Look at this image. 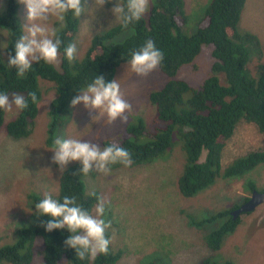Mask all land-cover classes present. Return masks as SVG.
<instances>
[{"label":"trees","instance_id":"16d2710c","mask_svg":"<svg viewBox=\"0 0 264 264\" xmlns=\"http://www.w3.org/2000/svg\"><path fill=\"white\" fill-rule=\"evenodd\" d=\"M189 1L155 0L148 19L143 16L127 29L118 25L95 36L85 57L71 63L64 55V46L75 43L80 19L68 12L65 27L58 31L63 41L59 54L60 67L41 60L39 63L34 62L24 77L18 78L16 69L9 68L7 60L9 53L15 54V43L25 33V28L20 17V3L18 0H7V10L5 14H0V29L9 33L5 58L0 52V92L25 95L29 107L19 110L18 116L8 123L7 113L8 117H13L16 114L14 111L18 109L14 106L11 112L0 109V134L5 131L15 140L29 138L34 133L40 110L39 105L31 102L28 93L36 92L41 103L44 93L40 79L52 82L57 96L48 112L51 123L46 143L50 151L46 148L45 151L53 157L51 150L57 132L65 126L71 114V100L96 76H103L106 82L115 80L117 69L131 58L130 52L138 50L148 39H152L163 53V61L158 67L167 76L165 84L150 95V102L156 109L153 118L156 128L148 131L143 120L129 127V137L118 144L128 150L133 163L130 167L117 163L109 165V168L132 171L137 166L151 164L180 144L186 154V164L178 178V188L182 196L191 198L213 185L218 178L230 179L264 165L262 150L238 158L224 169L222 167L226 142L234 137L242 120L255 125L258 132L264 134V64H259L256 74L247 68L251 50L262 55V43L257 35L241 34L239 31L248 0H211L202 11L193 12L197 20L190 16ZM205 45L213 46L215 62L210 76L202 81V85L199 84V88H194L182 75L183 68L195 64ZM221 75H224V80ZM109 144L111 142L106 141L103 145ZM80 167V163L75 162L64 170L59 179L58 195L53 198L62 202L65 196H75L77 204L93 215L98 197L103 196L97 191L87 192L83 181L87 175L79 172ZM88 175L95 177V170ZM248 187L255 190L252 182L248 183ZM30 198L36 204L44 196L33 192ZM250 199L247 198L244 203ZM239 207L194 223L201 227L220 218L228 219L220 229L206 236L211 254L200 264H216L215 255L221 249L225 237L235 232L242 223L241 217L235 221L230 217V213ZM49 219L48 216L35 213L32 220L35 227L19 226L15 233L16 242L0 248V264H31L39 238L44 244L45 264H59L62 259L69 260L70 264H90L91 258L79 260L75 250L65 246L64 241L71 235L67 229L47 232L41 226ZM106 235L111 241L109 229ZM122 256L123 252L112 251L110 243L108 253L98 254L94 264H117ZM152 264H156V260ZM225 264L232 263L228 261Z\"/></svg>","mask_w":264,"mask_h":264},{"label":"rangeland","instance_id":"374dc122","mask_svg":"<svg viewBox=\"0 0 264 264\" xmlns=\"http://www.w3.org/2000/svg\"><path fill=\"white\" fill-rule=\"evenodd\" d=\"M210 1L190 0L188 9L191 18L197 20L193 12L202 11ZM115 3L116 0H110L104 7L97 8L95 0H82L85 13L79 18L75 60L81 61L85 57L95 36L119 24L111 12ZM154 3L155 0H149L148 11L144 15L147 19ZM6 10L7 0H0V14H5ZM243 12L239 24L240 33L255 34L262 43V55L251 50L247 67L252 74H256L259 64H264V0H248ZM20 17L24 26H30L26 19V6L23 4H20ZM57 23L59 22L54 18L50 20L52 27ZM64 27L65 21L57 29L60 31ZM7 36L9 33L0 29V52L4 58L9 45ZM212 48L211 45H205L195 64L183 68L182 75L194 88H199L202 81L211 74L212 64L215 62ZM54 65L59 67V57ZM128 69V63L121 65L115 76L124 98L132 104L127 125L122 126L119 120L108 123L106 118L93 121L92 116L98 115V112L80 104L75 108L71 107V114L65 126L57 132L60 135L56 138L91 141L103 147L106 141L119 143L129 137L127 129L137 125L139 120L144 121L148 131H154L156 109L150 102V95L165 84L167 76L159 67L146 77L138 76ZM221 79H225L224 75H221ZM40 85L44 97L39 104L40 112L34 133L21 140H15L5 131L0 134V248L16 242L15 233L19 226L35 227L32 220L37 211L30 194L35 192L43 196L45 193L57 196L59 179L64 172H60L59 166L52 163V157L45 151V148H49L46 139L51 123L48 112L56 97V88L43 79H40ZM82 94L81 92L79 95ZM14 112L16 114L13 117H8L7 113L6 123L18 116L19 110ZM262 150L264 134L259 133L255 125L242 120L234 137L226 142L222 167L224 169L234 160ZM52 154L54 156L53 151ZM204 157L205 154L202 159ZM75 162H70L69 165ZM185 164L186 154L178 144L173 151L155 159L151 164L137 166L132 171L110 169L108 173L95 171V177H84L87 192L97 191L105 201V213L101 218L111 223V249L113 252H123L117 264H152L155 260L156 264H200L211 254L206 236L220 229L228 219L220 218L201 227L194 223L235 206L241 207L254 192L249 189V182L254 183L255 190L264 192V165H261L230 179L218 178L207 189L186 198L178 188V178L183 173ZM39 176L41 178H36ZM241 217L242 223L235 232L225 237L221 249L216 253V264L228 261L232 264H264V204ZM96 257L91 258L90 264H94ZM43 258L44 244L39 238L31 264H45ZM70 263L67 259L59 262Z\"/></svg>","mask_w":264,"mask_h":264},{"label":"clouds","instance_id":"9594fccd","mask_svg":"<svg viewBox=\"0 0 264 264\" xmlns=\"http://www.w3.org/2000/svg\"><path fill=\"white\" fill-rule=\"evenodd\" d=\"M123 1L116 0L111 12L115 16V21L119 23L118 25L127 29L135 22H139L145 15L148 11L149 0H126V3ZM18 2L26 6V19L30 26H24L25 33L20 35L14 46L15 54L9 53L8 67L16 69L18 78L24 77L25 73L31 69L33 62L39 63L43 60L46 64L54 65L59 57L60 67L59 54L63 41L58 36L57 27L60 24L63 26L68 12H72L75 18H80L85 13L82 0H18ZM109 2L110 0H95V6L102 8ZM53 18L60 24L57 23L55 27H52L50 20ZM76 54L75 43L64 46V55L70 63L76 59ZM130 57L128 70L141 77L148 76L163 61V53L152 39H148L138 50H132ZM80 92L83 94L71 100V107L75 108L83 104L86 109L96 110L98 115L92 116L93 121L106 118L108 123L119 120L122 126L128 124V114L132 111V104L124 98L118 80L106 82L103 76H96L94 81ZM28 97L33 104L39 105L40 101L36 92L28 93ZM13 106L18 110L27 109L29 107L28 98L19 93L9 95L0 92V109L11 112ZM59 135L57 134L58 137ZM51 151L54 152L52 163L59 166L60 172L66 170L69 163L73 161L80 163L79 172L84 175H88L93 170L108 173L109 165L112 164L119 163L130 167L133 163L128 150L115 142L101 147L99 143L91 141L56 138ZM35 209L40 216L51 218L41 225L47 232L67 229L71 233L64 244L75 250L76 258L79 260L83 261L95 258L98 254L108 253L111 241L106 231L111 228V223L101 218L105 213L103 197H98L95 215L77 204L75 196H65L61 202L48 193H45L44 198L35 204Z\"/></svg>","mask_w":264,"mask_h":264},{"label":"water","instance_id":"95a60500","mask_svg":"<svg viewBox=\"0 0 264 264\" xmlns=\"http://www.w3.org/2000/svg\"><path fill=\"white\" fill-rule=\"evenodd\" d=\"M264 204V192L254 190L251 199L243 204L239 209L232 212L233 220H237L241 215L255 211L259 206Z\"/></svg>","mask_w":264,"mask_h":264}]
</instances>
